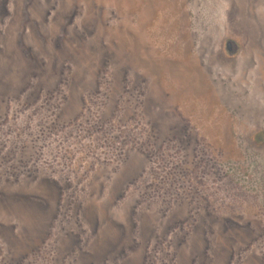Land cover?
<instances>
[{"label": "rangeland", "instance_id": "374dc122", "mask_svg": "<svg viewBox=\"0 0 264 264\" xmlns=\"http://www.w3.org/2000/svg\"><path fill=\"white\" fill-rule=\"evenodd\" d=\"M0 264H264V0H0Z\"/></svg>", "mask_w": 264, "mask_h": 264}, {"label": "water", "instance_id": "95a60500", "mask_svg": "<svg viewBox=\"0 0 264 264\" xmlns=\"http://www.w3.org/2000/svg\"><path fill=\"white\" fill-rule=\"evenodd\" d=\"M231 44H232V48H233V51L232 53L236 52L237 49H238V46H237V43H235L234 41H231Z\"/></svg>", "mask_w": 264, "mask_h": 264}, {"label": "flooded vegetation", "instance_id": "af4514ba", "mask_svg": "<svg viewBox=\"0 0 264 264\" xmlns=\"http://www.w3.org/2000/svg\"><path fill=\"white\" fill-rule=\"evenodd\" d=\"M231 44V43H230ZM230 47L232 48V45H230Z\"/></svg>", "mask_w": 264, "mask_h": 264}]
</instances>
